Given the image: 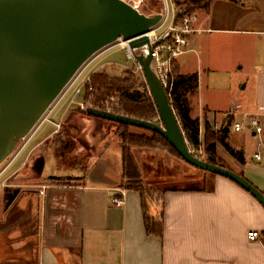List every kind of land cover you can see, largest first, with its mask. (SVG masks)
<instances>
[{
  "label": "crops",
  "instance_id": "0c3cea01",
  "mask_svg": "<svg viewBox=\"0 0 264 264\" xmlns=\"http://www.w3.org/2000/svg\"><path fill=\"white\" fill-rule=\"evenodd\" d=\"M206 32L211 33V48L220 37L264 34V0H211L208 12L195 14L193 31L176 62L179 72L196 71L198 80L195 34ZM194 60L196 67L188 70ZM255 77L249 97L246 84L238 93L241 99L234 96V87L219 94L211 88V107L201 102L194 111L200 115L206 107L211 112V125L218 122L217 128L226 131L225 142L241 151L242 162L222 145H216V154L226 168L263 193L264 152L244 155L231 140L243 136V128L264 136V72ZM240 112L248 120L256 116L261 133H254L249 121L243 124ZM233 121L242 128L233 129ZM130 148L142 185L150 189L145 202L160 223L158 234L146 232L141 197L124 186L119 142L105 140L88 165L80 167L78 180L39 186L34 196L38 222L13 248L0 244V264H264V208L249 192L217 174L203 175L199 186L185 187L182 159L178 163L159 148ZM114 197L122 203H114ZM249 231H257L259 238L249 239Z\"/></svg>",
  "mask_w": 264,
  "mask_h": 264
},
{
  "label": "water",
  "instance_id": "95a60500",
  "mask_svg": "<svg viewBox=\"0 0 264 264\" xmlns=\"http://www.w3.org/2000/svg\"><path fill=\"white\" fill-rule=\"evenodd\" d=\"M161 19V12L147 15L124 0H0V165L36 128L77 71L121 39L137 53L160 122L93 107L85 112L159 133L184 162L230 179L264 208V194L244 177L194 156L187 148L151 66L149 32Z\"/></svg>",
  "mask_w": 264,
  "mask_h": 264
},
{
  "label": "rangeland",
  "instance_id": "374dc122",
  "mask_svg": "<svg viewBox=\"0 0 264 264\" xmlns=\"http://www.w3.org/2000/svg\"><path fill=\"white\" fill-rule=\"evenodd\" d=\"M180 1L142 0L138 10L147 15L156 12L163 14L165 8L167 11L166 15H162L160 22L152 29L153 31L151 30L152 35H158L162 29L161 25L165 26L174 19L178 9L176 2ZM202 12L204 10L196 9L191 14L195 15ZM193 23L191 24L192 28ZM208 32L195 34L199 43L197 50L200 59L197 67L199 80L197 92L188 95L191 116H197L199 119L200 141V146L197 149L189 148V151L202 160L206 159L203 149L205 122H208L210 130L216 133L217 136L220 135L217 128L219 123L214 122L211 125V112L207 111L206 107L201 108L200 115L194 110L199 109L201 102L211 107V97L214 98L212 94H215L214 90L211 92V88L219 94V90L234 87V96L241 99L238 93L244 90L241 88L246 84L245 93L249 97L247 93L252 94L255 89L256 72H264V34L220 37L215 46L211 48V33ZM129 51L130 49L124 42L117 40L112 45L94 54L77 71L75 79L73 78L74 82L66 90L63 89L31 134L21 140L13 154L0 165V244L5 243L4 245L13 248L14 245L19 243L20 239L30 234L37 224L38 212L35 203L40 185L75 182L81 174L80 167L88 165L87 160L95 155L97 146L102 145L105 140L119 142L115 124L79 113L82 110L79 104L86 105L85 107L91 105L85 102L84 92L74 95L73 91L74 86L80 83L86 75L90 76L92 72L104 71L110 77H120L123 71L130 70L138 79V84L132 95L141 96L144 91L149 93L135 54H131ZM188 54L193 57L195 55L193 52ZM189 66L188 70L195 68L196 61L194 60V63L193 61L190 62ZM205 67L208 68V71L202 72ZM112 101L117 103L116 98H113ZM102 103L106 106L109 104L105 101H102ZM242 113L240 112L241 117ZM152 120L159 123L158 114L157 118ZM240 120L243 124L249 121L244 116ZM64 129L71 136L70 140L73 143L72 150L66 155V159L65 157L56 156L53 152V140ZM130 130L137 131L133 128ZM242 133L243 136L239 134L236 139L231 138V140L235 145L241 147L244 155L260 151L262 154L264 152V136L262 137L260 134L251 135L248 128H243ZM162 150L170 153L166 149ZM171 155L176 157L173 154ZM216 156L226 165L218 154ZM176 159L178 163L181 161L178 157ZM182 163L185 179L183 185L185 187L199 186L201 176L213 175L186 162ZM14 190H16V193L13 197ZM34 196H36V199ZM11 197L13 198L11 199ZM5 256L6 254L3 255V257Z\"/></svg>",
  "mask_w": 264,
  "mask_h": 264
},
{
  "label": "trees",
  "instance_id": "16d2710c",
  "mask_svg": "<svg viewBox=\"0 0 264 264\" xmlns=\"http://www.w3.org/2000/svg\"><path fill=\"white\" fill-rule=\"evenodd\" d=\"M210 3L211 0H181L180 2H176L178 9H181V12L179 13V10L177 9L174 21L177 22L181 17L193 13L196 9H202L208 12ZM89 78L90 82L85 85L83 98L85 102L93 108L108 110L144 120L157 118L154 102L147 91H144L141 96L132 95V92H134L136 85L138 84V79L132 71L125 70L120 77H110L104 71H96L92 72ZM89 86L91 87L90 90H88ZM197 87V72L181 73L178 71L177 63H173L172 86L170 89L165 88V91L179 122L187 148L193 150L200 146L199 119L190 114L191 108L188 101V95L194 93ZM110 98H116L117 103L110 101ZM102 101L109 103L108 106L103 104ZM79 113L87 114L84 110L79 111ZM101 120L112 122L116 125V135L119 137L121 147L122 177L125 180L124 186L135 190L141 197L146 232L158 234L160 232V223L147 211L145 196L148 191L142 185L141 175L130 147L132 145L150 148L159 147L168 150L171 154L180 159L182 158L165 140V138L155 131L111 120ZM131 128L137 131H132L130 130ZM218 132L220 135L217 136L216 133L210 130L208 122H205L203 141V149L206 154L205 161L222 167H227L216 156V144H220L235 159L242 162L241 151L233 150L225 142L226 131H222L221 127L218 129ZM61 133L63 134L61 135ZM70 137L69 133L64 129V131H61L60 135L53 140V152L56 156L61 158L65 157L66 159V155L72 150L73 146ZM73 158L74 156L72 159ZM15 193L16 190L12 193L13 197L15 196ZM13 197H11V199Z\"/></svg>",
  "mask_w": 264,
  "mask_h": 264
},
{
  "label": "built area",
  "instance_id": "2783aa9c",
  "mask_svg": "<svg viewBox=\"0 0 264 264\" xmlns=\"http://www.w3.org/2000/svg\"><path fill=\"white\" fill-rule=\"evenodd\" d=\"M124 1L136 9L139 8L142 2V0ZM194 21L195 15L187 14L181 17L178 22H175L173 19L165 26L162 24V29L160 30L158 35H152L151 32L153 30L149 33V40L151 45V66L157 77L159 78L161 84L163 85L164 89H170L172 86L173 63H175L177 58L183 53L187 35L193 31L191 24ZM129 52L132 54L131 51ZM73 78L75 79V76ZM73 78L64 88L65 90L74 82ZM89 82V75L83 77L82 81L74 86V95L79 94L80 92L83 93L85 84H89ZM90 89L91 87L89 86L88 90ZM109 100L112 101L113 98H110ZM79 106L84 111L87 108L85 107L86 105L84 106L83 104H79ZM231 126L236 130L242 128V124L238 121H233L231 123ZM248 127L254 133H261L262 131V127L256 116L250 117ZM254 157L259 158L258 153H255ZM121 195H123V192H121ZM112 201L114 203H122L123 200L121 197H114ZM247 236L251 240H256L259 238V233L257 231H249L247 233Z\"/></svg>",
  "mask_w": 264,
  "mask_h": 264
},
{
  "label": "bare ground",
  "instance_id": "6f19581e",
  "mask_svg": "<svg viewBox=\"0 0 264 264\" xmlns=\"http://www.w3.org/2000/svg\"><path fill=\"white\" fill-rule=\"evenodd\" d=\"M166 13H167V11H166V8H165V9H164V12H163V14H162V15H163V16H165V15H166ZM149 33H150V32H149ZM118 40H121V39H118ZM121 42H124V43L127 45V42H125V41H122V40H121ZM130 51H131L133 54H137V53H136V51H132L131 49H130ZM14 154H15V153H14Z\"/></svg>",
  "mask_w": 264,
  "mask_h": 264
}]
</instances>
